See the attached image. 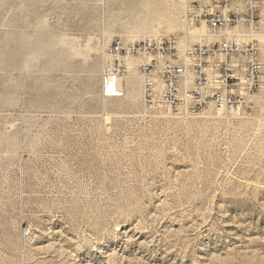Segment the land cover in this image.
I'll list each match as a JSON object with an SVG mask.
<instances>
[{
    "label": "rangeland",
    "instance_id": "rangeland-1",
    "mask_svg": "<svg viewBox=\"0 0 264 264\" xmlns=\"http://www.w3.org/2000/svg\"><path fill=\"white\" fill-rule=\"evenodd\" d=\"M184 16L0 0V264H264V112L146 107L140 57L100 96L109 47L183 37Z\"/></svg>",
    "mask_w": 264,
    "mask_h": 264
},
{
    "label": "built area",
    "instance_id": "built-area-1",
    "mask_svg": "<svg viewBox=\"0 0 264 264\" xmlns=\"http://www.w3.org/2000/svg\"><path fill=\"white\" fill-rule=\"evenodd\" d=\"M181 2L184 24L192 31L129 45L115 42L107 51L112 60L100 73L101 98L122 96L121 75L140 57L146 107L195 117L209 108L236 117L264 112V0ZM175 56L186 58V65L175 66Z\"/></svg>",
    "mask_w": 264,
    "mask_h": 264
},
{
    "label": "bare ground",
    "instance_id": "bare-ground-1",
    "mask_svg": "<svg viewBox=\"0 0 264 264\" xmlns=\"http://www.w3.org/2000/svg\"><path fill=\"white\" fill-rule=\"evenodd\" d=\"M178 59H177V56H175V62L177 61ZM186 61V60H185ZM185 64V63H184ZM184 64H178V65H176L175 64V66H177V67H184ZM195 115V113L194 112H183L182 113V116L183 117H185V118H192V116H194Z\"/></svg>",
    "mask_w": 264,
    "mask_h": 264
}]
</instances>
